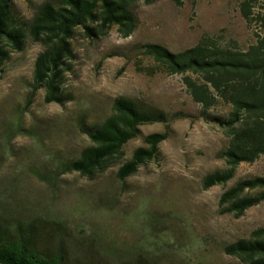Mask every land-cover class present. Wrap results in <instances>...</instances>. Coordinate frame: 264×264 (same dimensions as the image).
<instances>
[{
  "label": "rangeland",
  "instance_id": "1",
  "mask_svg": "<svg viewBox=\"0 0 264 264\" xmlns=\"http://www.w3.org/2000/svg\"><path fill=\"white\" fill-rule=\"evenodd\" d=\"M46 1L14 0L12 14L29 20ZM246 1L139 0L129 37L116 27L92 38L76 29L60 78L62 104L46 103L44 89L31 94L42 46L28 39L20 52L7 47L0 65V223H35L43 240L81 264H243L225 248L264 227V201L241 216L222 213L219 201L237 182L264 177V156L240 164L226 184L204 189L208 174L226 170L221 153L230 137L216 119L229 106L216 100L203 112L189 89L202 85L201 77L166 74L141 47L179 53L212 37L246 49L260 32L262 0L251 3L249 21L241 11ZM117 98L162 112L169 122L140 127L103 172L62 174L61 166L90 144L82 128L108 118ZM165 131L154 160L119 180V167L144 138Z\"/></svg>",
  "mask_w": 264,
  "mask_h": 264
},
{
  "label": "trees",
  "instance_id": "2",
  "mask_svg": "<svg viewBox=\"0 0 264 264\" xmlns=\"http://www.w3.org/2000/svg\"><path fill=\"white\" fill-rule=\"evenodd\" d=\"M139 0H51L35 11L31 19L16 21L12 8L14 0H0V65L8 56L7 47L20 52L28 39L39 43L32 81V95L45 90V102L62 104L60 78L66 61L71 57L70 41L80 28L89 38L101 36L116 27L123 37L135 28L131 7ZM151 5L158 0H143ZM176 6L182 0H169ZM259 0H247L241 8L249 21L250 5ZM251 22V21H250ZM260 28L254 43L240 49L235 42L221 44L215 38L204 37L199 43L179 53H171L159 45L141 47L144 56L169 75L195 74L203 81L198 86L189 83L191 96L203 112L216 100L229 106L225 118L218 124L229 132L230 142L222 151L226 170L208 174L204 189L224 185L242 163H253L264 156V0L255 17ZM162 112L138 107L133 101L117 98L113 112L103 122L83 127L89 146L78 158L61 166L60 172L78 173L92 177L103 172L112 158L123 155V147L140 134L146 124H167ZM169 134L154 133L144 138V146L137 148L130 160L117 171L121 181L134 175L141 166L151 162L158 147ZM257 191V195L250 192ZM264 201V177L237 182L220 198L222 213L241 216L246 210ZM43 240L35 223H0V264H81L68 258L62 247H53ZM225 253L243 264H264V227L254 231L249 239L238 240L225 248Z\"/></svg>",
  "mask_w": 264,
  "mask_h": 264
}]
</instances>
